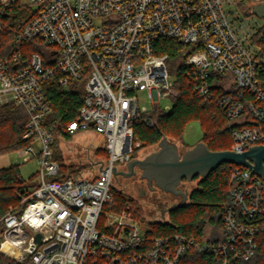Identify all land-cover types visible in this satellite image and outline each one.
Masks as SVG:
<instances>
[{
  "label": "built area",
  "instance_id": "obj_1",
  "mask_svg": "<svg viewBox=\"0 0 264 264\" xmlns=\"http://www.w3.org/2000/svg\"><path fill=\"white\" fill-rule=\"evenodd\" d=\"M262 2L0 0V33L13 36L0 58V106L12 103L26 113L22 139L29 144L17 154L24 162L36 157L38 165L35 187L0 218V254L15 264H178L187 250L210 254L219 264L252 259L264 232V181L245 167L230 164L217 242L152 236L129 208L110 215L105 207L113 201L112 169L132 160L139 146L134 124L152 125L147 113L167 112L171 104L161 102L178 94L161 41L193 49L182 53L179 66L193 93L215 100L229 120V150L240 154L264 146V81L258 78L264 59L251 43L264 23L238 38L225 12V6L251 11ZM73 81L82 84V105L59 130L102 135L106 158L88 174L60 178L50 148L55 125L45 127L52 112L47 89ZM140 92L148 107L140 105Z\"/></svg>",
  "mask_w": 264,
  "mask_h": 264
},
{
  "label": "trees",
  "instance_id": "obj_2",
  "mask_svg": "<svg viewBox=\"0 0 264 264\" xmlns=\"http://www.w3.org/2000/svg\"><path fill=\"white\" fill-rule=\"evenodd\" d=\"M6 18V15L4 16ZM264 28L251 37V43L259 46V57L264 59V39L260 40V34ZM9 32L0 33V58H5L12 39ZM160 53L169 56V62L177 68L173 70L175 75V89L178 94L171 101V107L167 112L153 110L147 113L151 119L156 115V121L152 125L138 122L133 126V142L139 143L133 150L131 159L136 157L138 149L158 144L162 137L172 135L181 143L182 133L185 127L192 121H197L202 130L203 142L212 152L227 151L231 147L230 122L224 113L218 108L215 100L203 101L192 91L191 85L184 77V68L179 66L182 53L193 50L177 41H161ZM27 53V52H26ZM258 78L264 81V63L258 68ZM219 94V91H216ZM47 95L51 102L52 112L45 120V127L54 124L51 132L53 160L59 166L60 178L65 172L78 173L82 167L67 166L63 163L57 147V140L61 137L69 139L71 136L63 135L60 128L75 120L83 101L82 84L78 81L69 82L66 87L50 84ZM219 96V95H218ZM28 118L24 110L12 103L0 106V157L26 147L29 142L22 139ZM190 147V146H188ZM230 164L223 163L215 168L206 179L195 178L198 181L197 188L189 193L188 204L182 208L173 209L168 213V221L163 223L147 222L152 236H171L181 234L197 241L204 239L206 226L221 228V208L228 200ZM36 175L22 179L17 165L0 168V218L13 208H19L22 197L26 196L36 185ZM183 182V181H182ZM113 201L105 207V210L120 212L126 207H131L138 217L139 205L131 198H127L121 192L111 188ZM141 221V219H139ZM214 237L207 242H217ZM257 250L255 256L248 262L229 259L230 264H264V232L257 235ZM0 264H15L0 254ZM178 264H219V259L210 254H197L187 250Z\"/></svg>",
  "mask_w": 264,
  "mask_h": 264
},
{
  "label": "rangeland",
  "instance_id": "obj_3",
  "mask_svg": "<svg viewBox=\"0 0 264 264\" xmlns=\"http://www.w3.org/2000/svg\"><path fill=\"white\" fill-rule=\"evenodd\" d=\"M232 11L233 13H228ZM225 12L231 29L235 32L238 38H242L246 34H250L253 30H256L261 24L264 23V19L253 15L250 8H237L231 6H225ZM249 45L248 42H245ZM169 73L173 75V70L177 68V64L172 65L168 63ZM173 77H175L173 75ZM140 105L149 106L143 93H138ZM171 104V102H161V106ZM153 122L156 121V115L153 114ZM202 137V130L200 124L197 121L190 122L182 133L181 143L176 137L169 135L167 140L175 144L179 153H183L198 142ZM190 146V147H188ZM58 153L67 166L82 167L78 173L65 172V174L77 176L81 172L86 174L89 171L97 169V162L102 161L106 158L103 148V137L102 135L93 131L78 132L71 136L69 139L59 138L56 143ZM34 149L37 150V144H34ZM157 150V144L138 149L136 157L134 159H142L148 154ZM18 151L11 152L4 157H0V168L8 167L10 165H17L19 174L22 179L27 180L28 178L37 174L38 165L36 157H31L30 160L24 162L21 157L17 154ZM126 165H118L117 171H126ZM198 181L192 180L191 183L183 181L179 189L189 193L197 188ZM112 188L121 192L127 198L133 199L139 205L138 217L134 214V210L131 207L130 215L133 219L138 220V225L142 228H147V222L163 223L168 221V213L166 210L173 204L179 203L180 198L175 197L171 194H166L159 189L150 190L145 180L140 179L139 171L136 175L131 177H122L117 175L112 179ZM23 198V197H22ZM188 204V200L186 202ZM123 211V210H122ZM120 212H114L113 210H106L110 215H118ZM141 219V221H139ZM219 229L212 226H206L204 231V239L214 237L219 234ZM2 255V254H1ZM5 257V256H4ZM6 258V257H5ZM8 259V258H6Z\"/></svg>",
  "mask_w": 264,
  "mask_h": 264
},
{
  "label": "water",
  "instance_id": "obj_4",
  "mask_svg": "<svg viewBox=\"0 0 264 264\" xmlns=\"http://www.w3.org/2000/svg\"><path fill=\"white\" fill-rule=\"evenodd\" d=\"M251 13L264 19V2L253 5ZM226 163L245 167L252 170L264 181V146H253L243 153H234L230 150L212 152L203 142H198L183 153H179L175 144L162 137L157 144V150L142 159L130 160L126 171L112 169L113 177H131L139 171L140 179L145 180L150 190L159 189L163 193L180 198L179 203L173 204L166 210L182 208L189 198L187 192L179 189L182 181L191 183L199 177L206 179L219 165ZM35 242H39L40 235L36 234Z\"/></svg>",
  "mask_w": 264,
  "mask_h": 264
}]
</instances>
